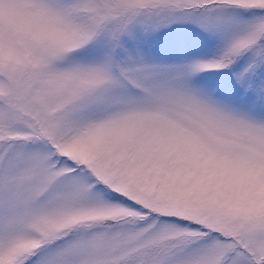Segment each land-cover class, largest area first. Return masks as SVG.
Wrapping results in <instances>:
<instances>
[{"label": "snow or ice", "instance_id": "1", "mask_svg": "<svg viewBox=\"0 0 264 264\" xmlns=\"http://www.w3.org/2000/svg\"><path fill=\"white\" fill-rule=\"evenodd\" d=\"M0 264H264V0H0Z\"/></svg>", "mask_w": 264, "mask_h": 264}]
</instances>
